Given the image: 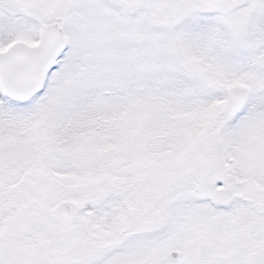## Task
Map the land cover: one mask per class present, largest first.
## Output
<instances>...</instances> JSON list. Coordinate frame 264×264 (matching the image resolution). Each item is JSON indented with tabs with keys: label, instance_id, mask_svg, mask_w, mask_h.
Returning a JSON list of instances; mask_svg holds the SVG:
<instances>
[{
	"label": "snow or ice",
	"instance_id": "6c2138e0",
	"mask_svg": "<svg viewBox=\"0 0 264 264\" xmlns=\"http://www.w3.org/2000/svg\"><path fill=\"white\" fill-rule=\"evenodd\" d=\"M0 264H264V0H0Z\"/></svg>",
	"mask_w": 264,
	"mask_h": 264
}]
</instances>
